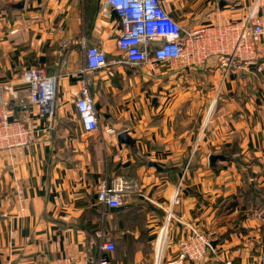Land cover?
<instances>
[{
    "label": "crops",
    "instance_id": "obj_1",
    "mask_svg": "<svg viewBox=\"0 0 264 264\" xmlns=\"http://www.w3.org/2000/svg\"><path fill=\"white\" fill-rule=\"evenodd\" d=\"M162 3L186 31L241 25L255 4L264 15V0ZM119 27L103 0H0V110L3 101L36 136L27 148L0 150V264H97L100 256L173 264L193 227L212 247L182 264H264V40L255 39L260 70L225 72L211 54L83 74V43L121 57ZM63 38L70 43L58 53ZM30 66L55 78L51 114L29 101L22 74ZM84 76L98 119L92 132L76 109ZM117 178L131 181L125 201L102 204L99 184ZM169 208L176 218L167 221Z\"/></svg>",
    "mask_w": 264,
    "mask_h": 264
},
{
    "label": "built area",
    "instance_id": "obj_2",
    "mask_svg": "<svg viewBox=\"0 0 264 264\" xmlns=\"http://www.w3.org/2000/svg\"><path fill=\"white\" fill-rule=\"evenodd\" d=\"M120 18L119 36L116 40L120 58H107L106 53L95 45L85 48V65L80 69L83 74L95 70L113 67L117 64L141 65L157 62H168L186 58L200 62L211 54L218 55V61L224 71L243 69L248 65L258 64V46L255 39L264 40V15L256 12V4L247 13L243 23H224L210 27L196 26L188 31L183 30L178 21L164 7L162 0H103ZM70 41L63 38L56 52L63 53ZM260 70L262 66L258 64ZM29 85V101L37 104L50 114L54 110L56 93L55 78L47 74L43 66H30L22 74ZM79 94L76 98V109L84 131L92 132L98 127L95 100L90 93L89 77H82ZM0 110V150L13 151L16 148H27L35 140L34 130L30 124L9 118L5 103ZM132 186L127 179H112L99 184L98 201L108 206L123 204L128 189ZM17 195L21 198V186H17ZM180 184L177 185L174 203L180 202ZM176 218L172 208L167 210V221ZM162 229V234L165 232ZM115 245L109 241L102 243L104 250H113ZM212 242L198 228L193 227L189 238L181 242L178 260L173 264H182L186 259L194 263L204 259ZM86 264H89L85 260ZM97 264H111L107 257L100 256ZM232 264L231 260L226 262ZM48 264H70L68 258L52 259Z\"/></svg>",
    "mask_w": 264,
    "mask_h": 264
},
{
    "label": "water",
    "instance_id": "obj_3",
    "mask_svg": "<svg viewBox=\"0 0 264 264\" xmlns=\"http://www.w3.org/2000/svg\"><path fill=\"white\" fill-rule=\"evenodd\" d=\"M126 136H127V134L124 132V133H121L120 135H119V137H120V139L122 140H124V139H127L126 138ZM212 158H215V156H212Z\"/></svg>",
    "mask_w": 264,
    "mask_h": 264
},
{
    "label": "rangeland",
    "instance_id": "obj_4",
    "mask_svg": "<svg viewBox=\"0 0 264 264\" xmlns=\"http://www.w3.org/2000/svg\"><path fill=\"white\" fill-rule=\"evenodd\" d=\"M228 262V261H227Z\"/></svg>",
    "mask_w": 264,
    "mask_h": 264
}]
</instances>
